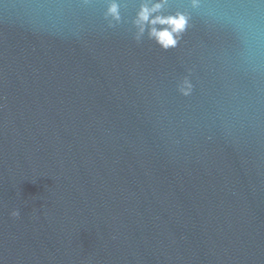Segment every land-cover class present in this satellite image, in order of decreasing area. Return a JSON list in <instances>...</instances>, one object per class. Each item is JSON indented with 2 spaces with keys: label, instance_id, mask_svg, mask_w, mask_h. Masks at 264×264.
<instances>
[{
  "label": "water",
  "instance_id": "1",
  "mask_svg": "<svg viewBox=\"0 0 264 264\" xmlns=\"http://www.w3.org/2000/svg\"><path fill=\"white\" fill-rule=\"evenodd\" d=\"M0 264H264V0H0Z\"/></svg>",
  "mask_w": 264,
  "mask_h": 264
},
{
  "label": "clouds",
  "instance_id": "2",
  "mask_svg": "<svg viewBox=\"0 0 264 264\" xmlns=\"http://www.w3.org/2000/svg\"><path fill=\"white\" fill-rule=\"evenodd\" d=\"M162 7L160 3H155L151 7L148 5H143L141 7L140 12L138 13L137 23L141 27V31H143V25L145 22L155 25L157 23L168 25L167 28L164 29H156L152 27L150 35L155 37L158 42H161L163 46H174L175 45V35H178L180 31L183 30L186 24V18L182 14H177L176 16H155L151 17V13L159 10ZM109 11L113 14L117 12L116 4H112ZM14 216H18V212L13 213Z\"/></svg>",
  "mask_w": 264,
  "mask_h": 264
}]
</instances>
